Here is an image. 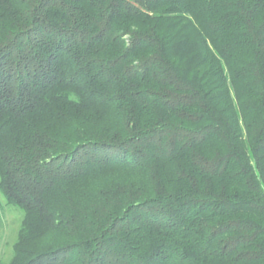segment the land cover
Here are the masks:
<instances>
[{"label": "trees", "instance_id": "1", "mask_svg": "<svg viewBox=\"0 0 264 264\" xmlns=\"http://www.w3.org/2000/svg\"><path fill=\"white\" fill-rule=\"evenodd\" d=\"M0 190V264H264V0H0Z\"/></svg>", "mask_w": 264, "mask_h": 264}, {"label": "rangeland", "instance_id": "2", "mask_svg": "<svg viewBox=\"0 0 264 264\" xmlns=\"http://www.w3.org/2000/svg\"><path fill=\"white\" fill-rule=\"evenodd\" d=\"M0 263H8L12 258L14 246L18 238L23 212L6 204L0 190Z\"/></svg>", "mask_w": 264, "mask_h": 264}]
</instances>
